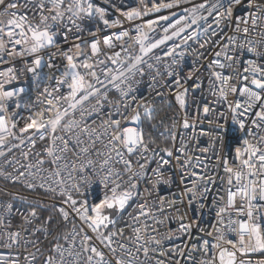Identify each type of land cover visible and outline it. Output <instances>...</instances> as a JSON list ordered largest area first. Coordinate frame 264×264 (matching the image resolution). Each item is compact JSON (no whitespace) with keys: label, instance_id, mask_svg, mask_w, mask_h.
Segmentation results:
<instances>
[{"label":"built area","instance_id":"2783aa9c","mask_svg":"<svg viewBox=\"0 0 264 264\" xmlns=\"http://www.w3.org/2000/svg\"><path fill=\"white\" fill-rule=\"evenodd\" d=\"M0 188V264H264V0H0Z\"/></svg>","mask_w":264,"mask_h":264},{"label":"trees","instance_id":"16d2710c","mask_svg":"<svg viewBox=\"0 0 264 264\" xmlns=\"http://www.w3.org/2000/svg\"><path fill=\"white\" fill-rule=\"evenodd\" d=\"M146 136H147V139H149V137L151 136L152 134V128L150 127V124H146ZM156 143H158V139L155 140ZM0 197H3V198H12V194L10 192H7L3 189L0 188ZM40 211L43 213V214H52L53 213V210L52 209H40Z\"/></svg>","mask_w":264,"mask_h":264},{"label":"water","instance_id":"95a60500","mask_svg":"<svg viewBox=\"0 0 264 264\" xmlns=\"http://www.w3.org/2000/svg\"><path fill=\"white\" fill-rule=\"evenodd\" d=\"M149 113H150V111L146 112V114H149ZM12 199L14 201L20 202V203H22L24 205H27V206H33V207H37V208H40V209L42 208L43 209V206H41L39 204H36V203H34V202H32V201H30L28 199L22 198V197H12ZM112 205H113V203L111 202L109 204V206L111 207Z\"/></svg>","mask_w":264,"mask_h":264},{"label":"rangeland","instance_id":"374dc122","mask_svg":"<svg viewBox=\"0 0 264 264\" xmlns=\"http://www.w3.org/2000/svg\"><path fill=\"white\" fill-rule=\"evenodd\" d=\"M127 138H128V141H129V142H132V141H133V135H132L131 132L128 133Z\"/></svg>","mask_w":264,"mask_h":264}]
</instances>
